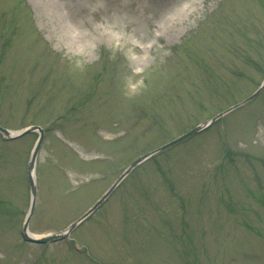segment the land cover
Here are the masks:
<instances>
[{"label":"rangeland","instance_id":"rangeland-1","mask_svg":"<svg viewBox=\"0 0 264 264\" xmlns=\"http://www.w3.org/2000/svg\"><path fill=\"white\" fill-rule=\"evenodd\" d=\"M263 80L264 0H0V124L46 133L30 232ZM38 136L0 134V264H264V90L134 170L71 242L22 239Z\"/></svg>","mask_w":264,"mask_h":264},{"label":"water","instance_id":"water-1","mask_svg":"<svg viewBox=\"0 0 264 264\" xmlns=\"http://www.w3.org/2000/svg\"><path fill=\"white\" fill-rule=\"evenodd\" d=\"M264 87V84L262 85V87L251 97H249L247 100H245L244 102L230 108L229 110H227L226 112H223L221 114H219L217 117L206 121L198 126H196L195 128H193L192 130H190L189 132H187L186 134L182 135L181 137L157 148L156 150L140 157L139 159H137L136 161H134L124 172L123 174L118 178V180L110 187V189L99 199V201L87 212L85 213L78 221H76L75 223H73L72 225H70L67 229H65L64 231L58 232V233H53V234H49V235H45L42 236L40 238H36L33 235H31L29 233V223L31 220V217L35 211V205H36V195H37V185H36V181H35V177H34V172H35V166H36V161H37V155L40 151V148L43 144L44 138H45V132L44 130L39 127V126H32L29 127L27 129H24L22 131L19 132H14L11 130H8L6 128H3L2 126H0V132L8 139H14L20 136H23L27 133H31V132H35L38 131L40 133V137L39 140L36 144V147L31 155L30 161H29V165H28V176H29V181H30V187H31V192H32V205H31V210L30 213L28 214L24 229L22 231L23 234V238L31 243H36V244H47V243H54V242H58L61 241L67 237L70 236L71 232L80 224L82 223L87 217H89L99 206H101L106 200L107 198L112 194V192L116 189V187L131 173L132 170H134L139 164H141L142 162H144L145 160H147L148 158H150L151 156L159 153L162 150H165L166 148H169L177 143H180L181 141L191 137L192 135L198 134L201 131H203L204 129H206L207 127H209L210 124H212L214 121H216L218 118L222 117L224 114L232 111L233 109L245 104L246 102L250 101L251 99H253L255 96H257L259 94V92L261 91V89Z\"/></svg>","mask_w":264,"mask_h":264},{"label":"snow or ice","instance_id":"snow-or-ice-1","mask_svg":"<svg viewBox=\"0 0 264 264\" xmlns=\"http://www.w3.org/2000/svg\"><path fill=\"white\" fill-rule=\"evenodd\" d=\"M168 3V0H157V6H163Z\"/></svg>","mask_w":264,"mask_h":264}]
</instances>
